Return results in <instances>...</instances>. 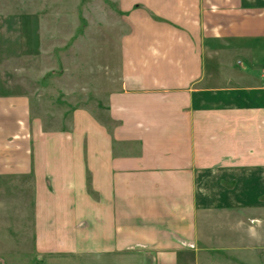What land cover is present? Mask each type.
<instances>
[{"label":"crops","instance_id":"crops-1","mask_svg":"<svg viewBox=\"0 0 264 264\" xmlns=\"http://www.w3.org/2000/svg\"><path fill=\"white\" fill-rule=\"evenodd\" d=\"M114 3L120 46L96 44L93 67L37 94L0 77V247L40 264H264V0ZM106 69L103 121L86 92Z\"/></svg>","mask_w":264,"mask_h":264},{"label":"rangeland","instance_id":"rangeland-1","mask_svg":"<svg viewBox=\"0 0 264 264\" xmlns=\"http://www.w3.org/2000/svg\"><path fill=\"white\" fill-rule=\"evenodd\" d=\"M56 1H59V6H48V0H0V45L2 46L0 77L5 83L7 91L13 92L16 82L23 88V92L35 94L40 88L36 85L42 80L46 81L56 77L62 81L64 74H67V77H77L76 65L80 59L86 57L82 63L86 60V63L93 67L96 54H98V59L100 58V54L96 53L94 48L96 44L97 47L98 45L103 47L120 46L121 37L118 36L119 31L124 29V23L118 15L120 7L114 3L116 0ZM48 14L51 15L49 21L47 20ZM54 14L65 15L64 20H54L56 17ZM113 19L115 20L112 21ZM20 30L23 33L21 53H19L18 40L16 39ZM111 31L119 33L118 36L111 37ZM84 40L87 47L86 55L78 53L77 48L78 43ZM64 43H67V49L70 47L76 50L75 53H69L70 48L66 50L68 53L66 63L70 68L66 70L63 58ZM103 57L104 65H109L111 55L103 54ZM89 68L88 72H93V69L90 71ZM102 77L105 86L98 85V91L95 90V87H87L88 102L86 104L93 111H97L95 106L98 104V118L106 121V96L108 90L111 89L107 82L115 75L112 76L111 71L106 69L103 70ZM99 78L101 75L98 76V80ZM57 88L59 90L62 87L58 85ZM46 97V95L42 97L44 104L47 101ZM57 99L62 102L61 96ZM37 110L46 117L42 106H37ZM31 187V182L23 181L24 193L30 192ZM0 197L2 196L0 195ZM262 215L264 217V214ZM8 232L15 235L13 229ZM0 248V255H4L0 256V264H40V257L35 256L32 251L33 247L30 245L26 244L22 247L7 245Z\"/></svg>","mask_w":264,"mask_h":264},{"label":"clouds","instance_id":"clouds-1","mask_svg":"<svg viewBox=\"0 0 264 264\" xmlns=\"http://www.w3.org/2000/svg\"><path fill=\"white\" fill-rule=\"evenodd\" d=\"M250 231L252 232L253 235H255V230L254 229H252Z\"/></svg>","mask_w":264,"mask_h":264}]
</instances>
